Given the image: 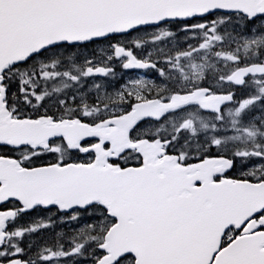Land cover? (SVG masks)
I'll use <instances>...</instances> for the list:
<instances>
[{"label":"snow or ice","instance_id":"obj_1","mask_svg":"<svg viewBox=\"0 0 264 264\" xmlns=\"http://www.w3.org/2000/svg\"><path fill=\"white\" fill-rule=\"evenodd\" d=\"M0 264H264V0H0Z\"/></svg>","mask_w":264,"mask_h":264}]
</instances>
